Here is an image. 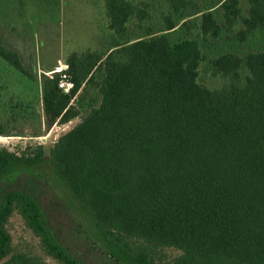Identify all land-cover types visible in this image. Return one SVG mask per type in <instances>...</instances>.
<instances>
[{"label": "trees", "instance_id": "obj_1", "mask_svg": "<svg viewBox=\"0 0 264 264\" xmlns=\"http://www.w3.org/2000/svg\"><path fill=\"white\" fill-rule=\"evenodd\" d=\"M245 2L243 15L240 0H221L216 18L201 0H104L102 47L69 53L41 79L46 125L80 121L48 155L0 148V264H44L12 251L14 213L47 256L87 264L42 191L113 264H264V0ZM0 58L29 76L2 38Z\"/></svg>", "mask_w": 264, "mask_h": 264}, {"label": "rangeland", "instance_id": "obj_2", "mask_svg": "<svg viewBox=\"0 0 264 264\" xmlns=\"http://www.w3.org/2000/svg\"><path fill=\"white\" fill-rule=\"evenodd\" d=\"M201 1L204 6L212 4L215 17L221 18V0ZM240 6L242 14L246 15L245 0H240ZM144 25L158 26L155 20L146 21ZM106 34L104 0H0V38L18 53L29 73V76L20 74L0 58V124L3 127L0 148L19 153L26 146L41 145L48 155L57 139L80 121L83 113L63 125H46L41 79L43 75L51 76L64 69L69 53L101 48ZM234 49L239 53L246 51L244 46H234ZM216 51L210 50L207 54L211 56ZM199 76V81L208 86L215 81L206 62L201 63ZM40 199L49 221L74 254L87 264H113L98 250H92L86 240L74 235L73 224L62 202L54 201L49 191H42ZM6 229L14 253L35 256L44 264H59L44 253L39 239L16 213L9 218ZM164 253L168 258L179 254L171 249Z\"/></svg>", "mask_w": 264, "mask_h": 264}, {"label": "built area", "instance_id": "obj_3", "mask_svg": "<svg viewBox=\"0 0 264 264\" xmlns=\"http://www.w3.org/2000/svg\"><path fill=\"white\" fill-rule=\"evenodd\" d=\"M58 87L63 90L64 92H69V90L72 88V84L66 80H61L59 82Z\"/></svg>", "mask_w": 264, "mask_h": 264}]
</instances>
